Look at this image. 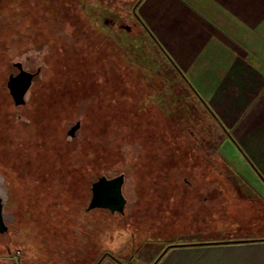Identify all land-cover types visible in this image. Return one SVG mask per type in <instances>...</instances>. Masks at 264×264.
Returning a JSON list of instances; mask_svg holds the SVG:
<instances>
[{
	"label": "rangeland",
	"instance_id": "374dc122",
	"mask_svg": "<svg viewBox=\"0 0 264 264\" xmlns=\"http://www.w3.org/2000/svg\"><path fill=\"white\" fill-rule=\"evenodd\" d=\"M80 1L93 19L79 12ZM135 2L0 0L2 215L9 232L27 215L34 235L25 248L16 241L9 245V256L26 250L27 258L17 264H95L102 256L98 264H107L112 258L105 253L125 264H155L167 242L189 226L184 216L193 227L197 206L217 215L219 205L210 206L213 196L223 189L236 193L229 180L211 178H228L235 170L256 184L237 155H229L233 170L226 166L225 175L211 165L219 157L222 130L214 119L202 118L200 100L137 23ZM15 62L35 73L18 106L6 87ZM138 67L166 85L139 80ZM150 94L171 101L170 110L154 108ZM118 174L124 175L123 213L84 212L90 182ZM222 200L230 214L237 202L226 195ZM42 208L48 212L44 218ZM114 226L128 233L116 250L101 241L116 240ZM38 232L45 244L60 245L36 259ZM0 252L5 258L6 248Z\"/></svg>",
	"mask_w": 264,
	"mask_h": 264
},
{
	"label": "crops",
	"instance_id": "0c3cea01",
	"mask_svg": "<svg viewBox=\"0 0 264 264\" xmlns=\"http://www.w3.org/2000/svg\"><path fill=\"white\" fill-rule=\"evenodd\" d=\"M134 10L142 30L222 130L217 152L225 168L219 161L211 165L225 175L233 170L229 155H237L256 182L251 186L235 170L231 177L211 178L229 180L236 193L223 189L213 196L217 215L197 206L193 227L184 216L189 226L167 242L155 264H264V0H136ZM224 195L237 202L227 203L230 214Z\"/></svg>",
	"mask_w": 264,
	"mask_h": 264
},
{
	"label": "water",
	"instance_id": "95a60500",
	"mask_svg": "<svg viewBox=\"0 0 264 264\" xmlns=\"http://www.w3.org/2000/svg\"><path fill=\"white\" fill-rule=\"evenodd\" d=\"M13 66L16 67L17 71L8 75L6 87L13 103L18 106L24 103V96L34 79L35 73L24 69L21 62H15ZM77 126L78 123L69 130V133H72ZM123 181V174L110 178H107L105 175L98 176L96 180L91 182V196L85 210L100 208L106 209L111 213H122L126 204V198L122 193ZM5 230L6 225L2 218V203L0 199V232H4Z\"/></svg>",
	"mask_w": 264,
	"mask_h": 264
},
{
	"label": "flooded vegetation",
	"instance_id": "af4514ba",
	"mask_svg": "<svg viewBox=\"0 0 264 264\" xmlns=\"http://www.w3.org/2000/svg\"><path fill=\"white\" fill-rule=\"evenodd\" d=\"M116 26V25H115ZM127 27V26H126ZM125 27V28H126ZM116 176V175H115ZM107 178H110V177H108V176H106ZM113 177V176H112ZM96 180V179H95ZM92 182V181H91ZM91 182H90V186H91ZM89 191H90V196H91V190H90V187H89ZM89 199H90V197H89ZM124 208H125V206H124ZM96 209H99V210H104V211H108V210H106V209H100V208H96ZM92 210H94V209H92ZM26 211V210H25ZM91 210H88V211H84V212H90ZM123 211H124V209H123ZM2 212H3V205H2ZM108 212H110V211H108ZM111 213V212H110ZM114 213H117V212H114ZM114 213H111V214H114ZM123 213V212H122ZM121 213V214H122ZM119 214V213H118ZM2 218H3V222H4V224L6 225V230L4 231V232H0V248L2 247V248H6V257L4 258V257H2V253L0 252V257H1V259H0V262H2V263H14V264H17L18 262H20L22 259L23 260H25L27 257H26V250L25 251H23L22 250V248H20V252L19 253H16V254H14L13 256H9V253H10V249H9V245L13 242V244L15 243V241L16 242H18V243H20V244H22V246L25 248V247H27V246H29L31 243H33L32 241H31V239H34V235H33V237H32V234L33 233H31L30 231L31 230H29V221H28V217H27V215H25V218L24 219H21L18 223H15V224H13V226L14 227H11L10 228V232L8 231V229H9V225H8V223L5 221V219H4V217H3V215H2ZM19 225V229H17L16 228V225ZM10 226H12V225H10ZM8 231V232H7ZM36 235H38V237H39V235H40V232H38ZM4 236H6V238L8 239V241L7 242H5L4 241ZM39 238H41V240H39L38 239V241H37V248H36V250L38 251V252H36V254H37V256H35L36 257V259H37V257L38 256H41V255H44V252H45V254L47 255L48 253L46 252V250H48V248H51V249H54L55 248V250H58L59 249V243L58 242H55V243H50V241H48L47 242V244H45L44 243V238H45V235H41ZM13 240V241H12ZM2 241H4V242H2ZM4 246V247H3ZM57 246V247H56ZM50 249V250H51ZM109 253H105V254H103L104 256L105 255H108ZM4 256V255H3ZM52 257H53V260H55V257H57L56 255H51ZM109 257H111L112 259H114V260H116V261H120L118 258H116L114 255H112V254H109L108 255ZM113 256V257H112ZM2 258H4L3 260H2ZM50 258V257H49ZM103 258V256L95 263V264H98L99 263V261L101 260ZM5 259H7V260H5Z\"/></svg>",
	"mask_w": 264,
	"mask_h": 264
},
{
	"label": "trees",
	"instance_id": "16d2710c",
	"mask_svg": "<svg viewBox=\"0 0 264 264\" xmlns=\"http://www.w3.org/2000/svg\"><path fill=\"white\" fill-rule=\"evenodd\" d=\"M79 8H78V10H79V12L85 17V18H87V19H93V13H90L89 12V10L85 7L86 6V4L83 2V1H80V3H79ZM153 45L157 48V45H155L154 43H153ZM158 49V48H157ZM171 68L174 70V72H176V73H178L179 75H180V78H181V80L183 81V82H185V79H184V77L181 75V73L177 70V68H173V64L171 65ZM134 73H135V77H137V78H139V80H141L142 81V79H143V81H145V79H148L149 81H154V82H163L165 85H166V81L165 80H162V78H160L158 75L156 76V74L154 73V72H151V71H149V70H147V69H145V68H137V69H135L134 70ZM157 77V80L155 79ZM163 84V85H164ZM185 84L187 85V83L185 82ZM188 86V85H187ZM166 86H164L163 88H165ZM189 87V86H188ZM153 88V87H152ZM189 89L193 92V90L189 87ZM194 93V92H193ZM153 95V94H152ZM195 95V94H194ZM150 96H151V94H150ZM170 96H172V97H174V95H169V97ZM196 96V95H195ZM152 98L150 99L151 100V104H152V106L154 107V108H156V109H159V111L161 110V112L162 113H164V114H166L169 110H170V107H171V101L169 102V100L168 101H166L165 102V100L164 101H162L161 100V97H159V99H157L156 100V98L155 97H153V96H151ZM172 97H170V100H171V98ZM197 97V96H196ZM200 103L203 105V112L201 113V115H202V118H204L205 120H209V118H212L213 119V115L211 114V111L208 109V107L204 104V103H202V101H200ZM187 139H188V137H187ZM189 140V139H188ZM217 158V161H219L220 163H222L223 165H225L226 164V161H224L223 159H220L219 157H216ZM202 161H204V162H208V161H210V159H204L203 160V157H202ZM214 162V161H213ZM41 203H43V204H45L44 203V201L41 199V201H40ZM41 207V206H40ZM43 209H45V208H42V211H41V215H40V217H42V218H44L45 216H46V214L48 213V212H45V210H43ZM39 218V217H38ZM53 227L55 226V225H52ZM59 229H60V227H59ZM67 231V230H66Z\"/></svg>",
	"mask_w": 264,
	"mask_h": 264
},
{
	"label": "clouds",
	"instance_id": "9594fccd",
	"mask_svg": "<svg viewBox=\"0 0 264 264\" xmlns=\"http://www.w3.org/2000/svg\"><path fill=\"white\" fill-rule=\"evenodd\" d=\"M127 234L128 233L125 232L123 229L114 226L113 235L116 236V240L113 242V241H109L106 237H102L101 241L104 247L112 250H116L123 244V242L127 237Z\"/></svg>",
	"mask_w": 264,
	"mask_h": 264
}]
</instances>
